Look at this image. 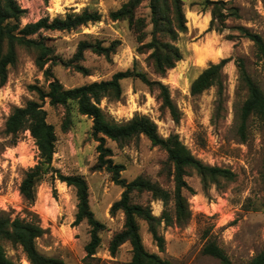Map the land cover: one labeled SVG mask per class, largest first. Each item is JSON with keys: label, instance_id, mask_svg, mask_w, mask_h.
<instances>
[{"label": "rangeland", "instance_id": "obj_1", "mask_svg": "<svg viewBox=\"0 0 264 264\" xmlns=\"http://www.w3.org/2000/svg\"><path fill=\"white\" fill-rule=\"evenodd\" d=\"M17 1L27 10L21 19L22 25L45 16L54 18L68 12H82L86 8L98 11L102 15L98 22L71 31L44 32L50 37L47 43L54 47L58 60L52 66L54 75L65 87L72 88L110 79L117 71L137 66L151 78L160 79L170 87L171 96L181 112L180 121L176 122L163 106L158 91L133 78L122 81L123 95L119 100H102L101 107L107 117L125 122L137 113L147 115L157 124L161 136L167 138L178 134L197 158L207 164L230 168L236 173L234 180L221 179L219 185L205 189L197 171L190 170L186 179L194 191L186 189L185 194L192 209L191 220L185 226L161 224L160 232L166 240L163 251L149 231L148 223L140 220L146 249L171 260L172 264H221L217 258L203 253L208 240L217 241L237 264L249 262L264 250V122L251 116L246 139H243L239 131V115L248 91L240 84L235 59L242 57L246 60L248 71L263 90L264 60L257 56L256 47L248 38L229 37V34H239L233 27L239 24L264 36V0H226L239 7L241 18L230 17L229 28L222 33L209 29L212 14L205 8L206 0H183L188 27L178 39L183 59L165 77L155 74L147 62L148 53L139 51L140 43L129 22L111 18L110 12L126 0ZM191 11L209 17L206 28L201 29L195 23L189 16ZM138 15L150 22L148 2L141 5ZM151 29L152 24L149 23L147 31ZM211 34L219 39L215 50L222 49L224 53L217 60L199 66V53L194 46L204 44ZM82 40L102 42L104 46L114 43L116 46L110 57L88 50L81 62L89 70L85 74L63 63L74 56ZM37 56L35 49L20 46L18 60L9 68L7 82L4 85L0 83V212L5 210L13 217L25 216L28 205L20 193V184L40 156L30 131L25 130L15 137L6 131V121L15 107L24 106L29 100H39L31 85L48 87L49 80L45 69L38 67ZM231 56L234 59L224 68L222 105L217 103V87L201 94L191 92L192 82L210 63H218ZM49 66L50 63L45 68ZM44 108L48 112L47 120L55 126L58 136L53 165L65 175L82 174L87 178L91 208L106 227L101 232L102 244L98 252L94 257H88L86 245L91 239V227L87 221L75 223L76 191L66 182L48 175L38 186L33 206L47 229V233L37 241L39 250L46 255L61 257L68 264H131L130 243L123 244L116 256L109 251L111 238L124 225L123 212L115 215L110 212L112 204L121 197L123 188L113 182L106 169H92L98 157V141L92 133L93 119L82 115L77 105L71 103L72 124L68 131H64L67 109L61 105L52 106L48 100ZM107 146L113 149L114 161L125 166L122 171L124 178L131 181L142 175L173 190V182L163 174L167 152L153 145L145 135L134 138L125 146L108 139ZM133 201L149 205L158 217L162 214L163 202L153 199L148 192H134ZM5 247L10 258L28 264L20 247L11 243H6Z\"/></svg>", "mask_w": 264, "mask_h": 264}, {"label": "trees", "instance_id": "obj_2", "mask_svg": "<svg viewBox=\"0 0 264 264\" xmlns=\"http://www.w3.org/2000/svg\"><path fill=\"white\" fill-rule=\"evenodd\" d=\"M48 2L49 0H45ZM144 2H148L151 10L150 22L146 17L138 15V9ZM205 8L211 11L212 19L210 30L215 29L222 33L229 28L230 17L241 18L239 7L226 0H206ZM17 0H0V83L4 85L8 80L10 66L18 60L20 46L35 49L38 53L36 63L49 80L47 88L31 85V89L38 94L39 100H29L24 106L15 107L6 121V131L13 136L29 130L39 149L40 159L31 167L20 184V193L27 202L25 216L15 217L7 211L0 212V264H22L20 260L10 258L5 244L11 243L20 247L30 264H68L63 258L42 253L37 245L39 238L47 233L43 227L39 214L33 209L37 199L38 186L48 175L66 182L75 189L78 203L76 224L87 221L91 227V239L86 245L88 257H94L102 244L101 232L106 225L98 220L90 205V187L87 178L82 174L65 175L53 165L58 136L55 126L48 122V112L44 108L48 100L52 106H64L67 109L68 119L63 126L68 131L72 124L70 105L75 103L78 111L93 119V137L98 141L97 162L92 166L94 171L106 169L116 185L123 188L121 197L111 206V214H124V225L110 240L109 251L116 256L120 247L125 243L132 246L131 264H172L171 260L164 259L156 253L148 251L144 245L140 231V220L148 223L149 231L157 242L161 251L165 250V237L160 232L163 222L166 225L185 226L192 218V209L185 190L194 191L189 185L186 176L190 170L200 175L204 188L219 185L221 179L232 181L236 173L226 167L211 165L197 158L178 134H171L165 138L158 132L157 124L147 115L135 114L125 121L117 122L107 117L101 107L103 99L119 100L123 95L122 81L127 78L140 79L151 90L158 91L163 106L170 111L176 122L180 121L181 112L175 104L170 87L160 79L151 78L137 66L120 70L110 79L92 81L77 87L67 88L54 75L52 66L58 63L55 49L47 43L50 37L45 31H71L88 23H95L102 19L98 11L84 9L82 12H68L64 16L51 18L45 16L36 22L22 25L21 19L26 15ZM113 20H126L135 31L139 51L148 53L147 62L154 73L165 77L169 70L176 67L183 59V51L178 45L179 35L188 30L183 0H126L122 5L110 12ZM152 24L150 32L148 25ZM239 34H229L230 39L245 37L251 40L257 56L264 60V36L251 30L245 25H235ZM116 44L104 46L102 42H79L74 56L65 65L77 71L88 74L89 70L81 62L85 53L91 50L99 55L110 57ZM234 58H223L218 63H210L191 85L193 94H201L212 87L218 88V105L223 104L224 68ZM62 61V60H60ZM50 63L48 68H45ZM235 63L239 71L240 84L248 91L239 115V131L246 139L247 124L251 116L264 122V90L255 81L248 71L246 60L236 58ZM218 115V112H217ZM145 135L153 145L160 146L167 152V159L163 165V174L173 184V190H168L160 183L142 175L129 181L122 176L125 169L123 164L113 159V149L107 146L108 139L115 141L119 146H125L136 137ZM264 181V168H263ZM148 192L153 199L163 202V211L160 217L153 213L149 205L133 201V193ZM203 253L217 258L221 264H237L228 255L226 250L215 240H208L204 245ZM244 264H264V250Z\"/></svg>", "mask_w": 264, "mask_h": 264}, {"label": "bare ground", "instance_id": "obj_3", "mask_svg": "<svg viewBox=\"0 0 264 264\" xmlns=\"http://www.w3.org/2000/svg\"><path fill=\"white\" fill-rule=\"evenodd\" d=\"M189 16L193 18L195 23L201 28L204 29L207 27L208 22H209V17L208 16H200L197 13L190 12ZM190 20V19H189ZM199 28V29H200ZM212 35V34H211ZM219 39L216 37V35L209 36L206 41H204V44H198L195 47V50L199 53V61L198 64L199 66H204L206 65L209 61L212 60H217L222 54L224 53V50H215V46L218 45ZM203 43V42H202ZM228 46V45H227ZM224 48V47H223ZM219 49V48H218ZM226 49V48H225ZM229 50V49H228ZM227 51V49H226ZM197 64V65H198ZM28 264H30L27 261Z\"/></svg>", "mask_w": 264, "mask_h": 264}]
</instances>
